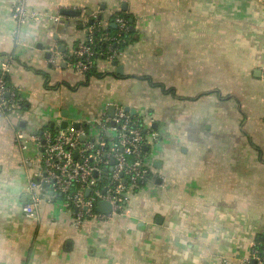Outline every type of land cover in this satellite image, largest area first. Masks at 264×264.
Segmentation results:
<instances>
[{
    "label": "crops",
    "instance_id": "1",
    "mask_svg": "<svg viewBox=\"0 0 264 264\" xmlns=\"http://www.w3.org/2000/svg\"><path fill=\"white\" fill-rule=\"evenodd\" d=\"M18 1L0 0V64L18 101L0 119V264H241L264 238V0H27L41 18L19 27ZM116 13L133 26L115 60L122 73L99 60L105 75L79 86L62 55L86 38L85 20ZM111 106L157 134L149 181L101 222L75 228L52 195L27 218L38 153L17 134Z\"/></svg>",
    "mask_w": 264,
    "mask_h": 264
},
{
    "label": "built area",
    "instance_id": "2",
    "mask_svg": "<svg viewBox=\"0 0 264 264\" xmlns=\"http://www.w3.org/2000/svg\"><path fill=\"white\" fill-rule=\"evenodd\" d=\"M40 18L41 14L28 10L27 0L13 5L12 19L18 27ZM97 18L94 15L92 20ZM110 25L116 29L114 35L106 32ZM83 26L86 38L77 42L61 59L74 71L85 75L97 66L98 56H103L102 61L108 64L116 60L131 24L120 16H113L105 25L98 22L89 26L85 20ZM98 44L105 46L104 52L97 49ZM56 58L54 54L50 63L55 64ZM8 73L9 61H4L0 64V119L18 106L16 92L7 86ZM61 121H56L54 133L42 130L35 136L17 134L22 150H26L29 143L34 145L39 162V172L26 186L23 214L37 219L39 206L48 202L52 195L60 198L75 228L84 221L101 222L118 216L130 196L150 179L148 151L157 141V134L151 125L144 124L119 106H115L113 117L104 113L91 122H70L65 130L60 129ZM75 124L78 129L74 128ZM101 202L111 207L110 214L97 212ZM253 262L264 264V238L259 245L256 242L251 245L249 256L241 264Z\"/></svg>",
    "mask_w": 264,
    "mask_h": 264
},
{
    "label": "trees",
    "instance_id": "3",
    "mask_svg": "<svg viewBox=\"0 0 264 264\" xmlns=\"http://www.w3.org/2000/svg\"><path fill=\"white\" fill-rule=\"evenodd\" d=\"M114 16H120V17L126 19L128 22H130V20H131V17H130L128 14H125V13H116V14H114ZM111 20H112V19H111ZM90 21L92 22L91 24H89ZM101 21H102V18H100V20H99V16H98V18H97L96 21H95V20L93 21L92 18H90L89 21H88V25H89V26H92L93 24L98 23V22H101ZM109 22H110V21H109ZM102 31H103V30H102ZM106 32H107L108 34H110V35H114V34L116 33V29L113 28V27L110 25V26L108 27V29L106 30ZM95 36L98 37L99 34H95ZM131 36H132V32L129 30V31H128V34H127L126 37H125V44L122 45V46L120 47L121 51H122V50H123L128 44H130V43L132 42V41H131ZM97 46H98L97 49L100 50V52H104V51H105V46H104L103 44H98ZM102 59H104L103 56H98V58H97L98 61H99V60H102ZM96 63H97V62H96ZM96 69H97V67L93 68L91 71H89L88 73H86V74L84 75V77H85V81H84L82 84H79V86H85L91 78H97V79H99V78H101L102 76L105 75L104 73H99ZM143 80H146V78H143ZM154 86L161 87V86H159V85H155V84H154ZM161 88H162V87H161ZM71 89H72V88H71ZM162 89H163V88H162ZM44 130H48V131H50V132H52V133L56 132V129H55V128H51L50 125L46 126V127L44 128ZM255 242H256L258 245L261 243V241H259V239H257ZM258 249L260 250V246L258 247Z\"/></svg>",
    "mask_w": 264,
    "mask_h": 264
},
{
    "label": "water",
    "instance_id": "4",
    "mask_svg": "<svg viewBox=\"0 0 264 264\" xmlns=\"http://www.w3.org/2000/svg\"><path fill=\"white\" fill-rule=\"evenodd\" d=\"M125 10H126V5L123 4L122 11H125ZM60 14L62 16H67V17H79L81 15V13L79 11H74V10H63V11H61ZM86 15L87 16H90L91 15V12H86ZM91 23L92 22L90 21L89 24H91ZM130 23L132 24V21ZM112 27L115 28L114 26H112ZM130 31H133V26L132 25L130 26ZM58 53L63 54L64 53V47H63V49L61 51L58 50ZM49 56L50 55L47 54L46 57L49 58ZM112 66L117 67V73L118 74H121L122 73V70L117 65V62L116 61H114L112 63ZM125 111L130 112L129 111V108H125ZM113 115H114V107L111 106V107L108 108V116L109 117H113ZM64 118H66V117H64ZM66 127H67V122H65V121L61 122L60 129L61 130H65ZM78 127H79L78 124H75L74 125V128L75 129H78ZM51 128H54V124H51ZM88 193L89 192H87V194ZM96 210H97L98 213H101V214H110L111 213V207L108 204L104 203V202L99 203ZM252 264H255V263L253 262Z\"/></svg>",
    "mask_w": 264,
    "mask_h": 264
},
{
    "label": "rangeland",
    "instance_id": "5",
    "mask_svg": "<svg viewBox=\"0 0 264 264\" xmlns=\"http://www.w3.org/2000/svg\"><path fill=\"white\" fill-rule=\"evenodd\" d=\"M134 38H135V35H134Z\"/></svg>",
    "mask_w": 264,
    "mask_h": 264
}]
</instances>
